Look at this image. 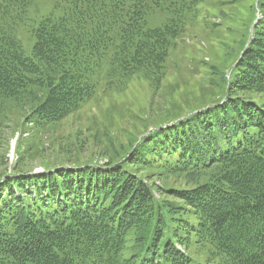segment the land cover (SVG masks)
Segmentation results:
<instances>
[{
  "label": "trees",
  "instance_id": "1",
  "mask_svg": "<svg viewBox=\"0 0 264 264\" xmlns=\"http://www.w3.org/2000/svg\"><path fill=\"white\" fill-rule=\"evenodd\" d=\"M33 5L0 0V136L47 137L135 79L155 98L189 30L213 58L181 74L195 101L161 97L163 114L117 148L111 111L87 126L109 147L96 158L33 172L23 160L41 147L19 139L0 176V264H264V0H65L37 20ZM155 13L165 22L148 27Z\"/></svg>",
  "mask_w": 264,
  "mask_h": 264
},
{
  "label": "rangeland",
  "instance_id": "2",
  "mask_svg": "<svg viewBox=\"0 0 264 264\" xmlns=\"http://www.w3.org/2000/svg\"><path fill=\"white\" fill-rule=\"evenodd\" d=\"M56 2L64 3L65 0H34V5L30 9L29 17L33 20H37L45 16L54 10ZM165 17L166 14L164 13L152 14L147 17V26H159L165 22ZM210 20L219 21L217 17H211ZM198 23L201 24L203 28H207V25L205 26L202 22ZM204 35H206V33L203 30L198 29L196 34L189 30L179 40L181 43L179 44L177 52L172 54L169 59L167 76L163 81V88L161 87L159 89L160 91L158 90L155 92V98L151 97V89L146 81L135 79L122 92L109 91V93H101L96 102H91L78 115L71 116L62 122V124L57 125L56 128L54 127L51 129L47 137L45 134L41 136L43 132L35 135L32 134L36 133L33 127L30 128V131L24 130L23 133L20 131L21 128L15 131L13 128L6 127L3 134L0 136V176L4 171L7 173H12L14 171V165L18 159L16 150L17 142L21 138H23L19 146L21 151L29 144L33 147H41L38 153L36 152L32 154V156H26L25 160H23L28 164V166H24V169H32L33 172H40L43 169L42 162H57L60 159L63 161V157L65 156H70L73 160L74 158H82L81 160H84L91 157L96 158V155H100L101 152L109 151V147H106L107 142L103 141V144H100L94 137L88 135L90 130H86L87 126H92L94 123L97 125L93 127H99L101 123L106 124V121L103 119V113L107 110L111 111L113 116V119H111L112 126L115 127V129H121V131L109 130L111 136L113 137L114 135L112 141L115 146L113 147L117 148L119 146V141L123 143L126 142L128 133H130L132 128L134 129L136 127L140 129L141 124L148 123L147 120L151 121V117H155L158 113L163 114L164 109H162V106L164 107L166 101L167 104H169L170 101L168 100L171 98L175 99V101L178 102L175 104V107L184 106L185 100L195 101L198 97L196 95L201 92L200 87L197 86L194 88L193 83H191L192 85L189 84V95H184L185 98L183 99L182 91H184V87L181 84L184 83L185 76L181 74L185 69L190 68L192 57L203 58L204 60L210 59L208 56L211 57V59L213 58L212 54L207 50L210 44L206 42L208 39L202 37ZM215 45L214 43V46ZM215 47L217 48L218 44ZM203 49L205 50L203 51ZM27 51L29 52L30 49L27 48ZM200 71L204 70L201 69ZM176 76L183 77V80H177L175 82ZM196 78L200 81H205V83L209 82L207 76L203 77L200 74H196ZM176 83L179 84V88L177 89L171 86ZM164 85L167 87H164ZM192 91L194 93H192ZM168 92H171L169 95L172 96L167 97ZM161 97L166 99V101L162 102ZM111 108L113 110H111ZM186 111L188 110L186 109L184 112ZM130 113L138 117L134 118L130 116ZM92 118H94L95 121H93ZM77 130L78 135H76ZM92 132L91 130L90 133ZM81 139H83L84 142H81ZM32 142L33 144H31ZM157 182L159 183V180Z\"/></svg>",
  "mask_w": 264,
  "mask_h": 264
},
{
  "label": "water",
  "instance_id": "3",
  "mask_svg": "<svg viewBox=\"0 0 264 264\" xmlns=\"http://www.w3.org/2000/svg\"><path fill=\"white\" fill-rule=\"evenodd\" d=\"M244 52H245V50L242 52L241 56L244 54ZM230 71H231V69H230ZM230 71H229V72H230Z\"/></svg>",
  "mask_w": 264,
  "mask_h": 264
}]
</instances>
